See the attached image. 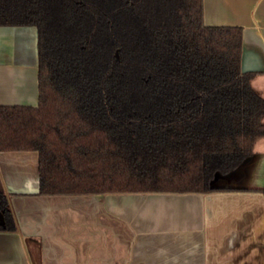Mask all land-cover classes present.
Segmentation results:
<instances>
[{"label": "trees", "instance_id": "trees-1", "mask_svg": "<svg viewBox=\"0 0 264 264\" xmlns=\"http://www.w3.org/2000/svg\"><path fill=\"white\" fill-rule=\"evenodd\" d=\"M0 26L37 30L38 102L0 105V151L38 153L40 195L209 193L264 136L243 29L203 0H0Z\"/></svg>", "mask_w": 264, "mask_h": 264}, {"label": "crops", "instance_id": "crops-1", "mask_svg": "<svg viewBox=\"0 0 264 264\" xmlns=\"http://www.w3.org/2000/svg\"><path fill=\"white\" fill-rule=\"evenodd\" d=\"M203 21L242 27L264 99V0H203ZM37 72L36 28L0 26V105L36 106ZM38 177L36 151H0L16 225L0 229V264H264V136L209 193L40 195Z\"/></svg>", "mask_w": 264, "mask_h": 264}]
</instances>
